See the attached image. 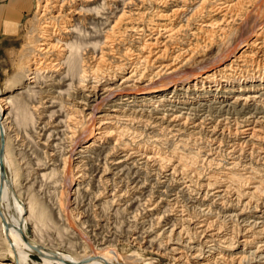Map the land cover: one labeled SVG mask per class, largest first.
Segmentation results:
<instances>
[{"label": "bare ground", "instance_id": "6f19581e", "mask_svg": "<svg viewBox=\"0 0 264 264\" xmlns=\"http://www.w3.org/2000/svg\"><path fill=\"white\" fill-rule=\"evenodd\" d=\"M28 1L30 0H19L18 2L26 6ZM98 1L100 3V0H71L69 2L65 0H36L33 3L35 13L32 19L25 24L27 28L23 45L19 50L16 71L7 83V96L0 99V103L3 101V104L6 102L4 105H7L5 111L0 108V264H31L34 256L39 257L42 264H152L149 259H145L141 254L135 252L127 256L119 257L118 254L116 256L114 243L100 241L101 243L96 244L93 241V245H91L92 243L89 242V244L87 240H84L82 237L84 233L82 234V232L80 234L81 240L83 238V242L81 241L83 243L81 247L82 253L65 255L66 253L59 252L58 244L54 245L50 242L46 231H55L60 245L62 244L63 236L67 234L72 235L74 238L78 237L70 229L79 228L77 226L79 223L77 222H80L78 220L82 216L80 215L81 213L79 214L80 216L74 213L75 211L77 212L76 207L79 206H77L75 197L83 190L81 186L86 182L87 166L84 161L90 160L95 150H98V154H96L97 161L98 159L100 160L101 156L103 157L101 158L102 165L98 167L101 169L98 173L99 176L96 175L98 178H96L95 182L92 181L98 185L99 190L92 196V202H95L99 200L100 196L107 195L105 193L106 188L105 190L103 189L104 185L110 182L113 183V180L107 179L106 175L115 169L120 174L125 169V171H128V162L134 156H131V153L128 154L129 151L125 148L123 142V130L126 126L119 122L120 116L124 113L121 111L122 107L129 108L132 106L131 104H143L145 107V105L149 104L155 108L157 103L159 106L160 103L165 101L164 97L168 94L174 98L179 95H189L193 103L205 100L217 101L219 105H222L219 109H225L226 111L229 108L240 107L243 111L247 110L250 114L249 118L242 120L243 122L240 121L245 124L243 126L231 120L234 122L233 126H235L233 132L243 135L245 138L243 144L246 146L248 143L250 145L249 148H239L241 143L239 145L233 144V149L231 152L229 151L230 157L233 158L230 159L233 161L230 163V167L225 169L224 173H219V177L210 175L205 180V184L201 185L205 189L213 191L212 199L218 202V207L221 208L222 212H226L227 208L230 209L229 204L234 203L233 206L238 210L235 211V208H232L233 210L229 212V215L224 217L235 219L236 223L239 220L241 222L249 220V229L251 230L248 231V228H246L247 230L243 228L241 233L238 228L237 231L232 229V236L227 237V234L221 232L223 229L221 230L222 227L219 228V224L215 229L216 222L208 221L206 218V216L209 217V213L213 210L211 207L214 208L215 205L211 201L210 205L207 204L206 208H203V210L205 209L204 211L201 209L203 214L198 215L204 217V221H201L203 225L200 226L199 223V226L195 227L196 223L193 224L189 218L188 220L184 218L187 227H183L184 224L180 226L172 224L170 227L163 228L164 230L160 234L158 233L157 237H162L164 243L158 244L156 253L164 251L173 256L177 255L178 257L175 260L173 258V263L180 261L182 262L181 264H191L188 260L194 261L192 264H220L221 261L217 263V260L213 258L215 254L220 260L223 259L222 261L225 264H264V237L260 238V235L264 233V209L261 210L264 207V179H261L260 176L264 175V0H154L155 4H153L163 8V10H159L154 15L156 18L154 24L152 22L151 25L153 28H149L148 39L135 46L133 51L128 49L125 53L122 52L124 53V55H121L123 60L118 58L119 62L115 63H112V61L108 63L106 60V57L111 52V46L123 44L124 34L127 31L136 33L135 31L138 29L137 23L139 24V21L144 18L145 13L140 12L142 11L141 6L138 8L140 4L138 6L134 4L137 9L135 11L132 7L129 8L128 4L131 0H128V4L122 3L120 13L118 12L119 15L116 17L114 14V11L117 10L114 5L115 0H102L100 4H98ZM135 1L144 3L146 0ZM169 5L170 7L168 8ZM66 6L67 8L65 9ZM187 13L189 14L185 17L186 21L183 20L185 25L180 24L179 26L177 23L182 22V18ZM22 15L21 13L16 22L10 27L12 30L18 27ZM114 17H116L114 23L108 29L110 20ZM194 21L196 23L193 24L192 22ZM147 28L145 29L146 31ZM184 29L189 34H187L188 36L185 34L184 36L187 37H184V40L186 41H179L181 44L178 43V45L174 42L177 41L174 40V37L185 32ZM217 29L218 32H215ZM139 31L142 34L141 32L143 31ZM141 37L139 36V38ZM213 47H216L214 57L211 61L206 60L210 66L203 64V66L200 65L201 67L193 68L192 72L190 71L191 75H180L186 67H190L194 63L197 54H201L199 51ZM117 50L119 51V49ZM118 51L115 50L111 55H117L116 52ZM85 55H88V58L84 59ZM112 58L115 59L114 56ZM200 71L203 72L200 74ZM118 77H120V82L116 84L115 81ZM169 83H173V85L169 86ZM52 90H55V92ZM136 91L138 92L136 95L131 94ZM117 92H123V95L114 96ZM50 93L55 94L57 98L47 99L48 95L46 94ZM112 95L117 99L111 103L112 100L110 98ZM63 99L65 100L66 108L63 107L61 102ZM108 101L110 104H114L108 108H113L114 110H105L102 115L96 117V106H108L109 103L106 105ZM46 104L50 105L46 107ZM167 104L169 105V103ZM39 108L42 111H39ZM56 108L57 110H54ZM170 108L173 109L172 107ZM87 111L89 112L86 113ZM173 111L172 121L175 122L182 119L187 122L191 115V113L189 116H184L180 113L176 115V110ZM194 111L197 112L196 109ZM258 111L260 112L257 113ZM46 112H49L47 113L48 123H55V128L47 136L46 128L48 124L41 123L42 119L43 121L46 119ZM261 112L263 113V119L256 117ZM135 115L137 116V114ZM9 118H13L15 125L19 126L25 136L30 133V136L37 140V142H34L29 137L33 147L31 154L34 156L32 160L23 165L18 164L14 156L15 151L8 144L9 136L7 137L6 130ZM228 120V118L221 121L218 120L216 127L213 130L211 129L212 134H214L216 129L224 127V125L229 126L230 121ZM218 122L220 123L218 124ZM54 136L58 137V139L55 138L56 141H52L50 144L49 142ZM84 140L88 141L87 144L79 146ZM109 140L114 141L111 147H106L105 150L99 147V145H103ZM253 140L256 143H252ZM119 147L122 148L119 152L123 154L111 159V152L117 151ZM156 155L157 153L154 155L152 152L150 154L147 153L145 158L146 160L154 161V163L165 164L163 169L167 174L165 175L166 177L172 178L177 171H180L182 177L184 175H190L191 177L192 175L194 178L198 174V170H200L193 168V165L196 164L195 162H188L187 164V160L183 157L166 159ZM213 155V153L205 155L204 162L210 167L213 165H216L214 167H220L219 160L217 161ZM243 158L246 160L248 158V161L242 162ZM133 163L135 164V161ZM136 166H133V168ZM234 171H241L242 174H234ZM123 175L126 174L123 173ZM114 176L119 178V173L118 176L113 174ZM22 177L25 178L24 183L20 182ZM183 179L181 178L179 181ZM91 180L92 178L89 179V181ZM121 181L118 182L121 183ZM46 182H53V185L61 182L62 194H60L62 198L60 200L62 201H57L59 207L55 209L56 211L52 210L54 206L50 208L46 205V198H44L42 193V190L46 187ZM234 182L235 184L233 185ZM91 183H89L90 187H92ZM94 187L96 188L97 186ZM166 187L168 188V186ZM123 188L125 189V185ZM72 191L73 194H71ZM115 191L112 190L113 194L109 193L110 199L108 196H103L106 200L102 204L100 203L101 207L99 208H107L106 210H111L114 216H119L127 208H115L116 201H118L116 199L121 196H116L114 194ZM180 194L182 196L186 195L182 192ZM198 194L200 195L201 193ZM71 197H74V202L71 204L75 205L72 209L69 208ZM207 197H210L207 196V193L201 196L203 199H199L200 206L201 201L204 202ZM123 198L126 199V196ZM136 200L138 201L137 198ZM161 200L164 201L163 199ZM173 202L168 203L173 204ZM192 202L194 203L193 200ZM213 202L215 203V201ZM261 205L263 206L262 208ZM224 206L227 208L225 209ZM138 207L140 206L138 205ZM84 208L87 209L86 207ZM114 208L116 209L115 211ZM180 208L182 209V207ZM179 209L177 210L179 211ZM248 209L252 210V215L246 218L245 210ZM83 212L85 213V211ZM185 215H188V213ZM56 217L60 221L65 220L70 228L68 225L59 224ZM155 219L157 224L163 222V218L160 216ZM183 221L181 220L180 222ZM170 222L172 223V221ZM28 224L33 229V236L30 235L31 237L27 233ZM189 225L193 227L190 228L188 227ZM235 225L234 223L232 224V226ZM255 230L257 231L254 232ZM83 232H85L84 228ZM138 237L141 238L140 236Z\"/></svg>", "mask_w": 264, "mask_h": 264}, {"label": "rangeland", "instance_id": "374dc122", "mask_svg": "<svg viewBox=\"0 0 264 264\" xmlns=\"http://www.w3.org/2000/svg\"><path fill=\"white\" fill-rule=\"evenodd\" d=\"M18 1L19 0H0V99H1V97H6L7 96V90H8L7 89V83L11 80V78L13 77V75H14V73L16 71L15 68L17 67V61H18V57H19V50L21 49V47L23 45V42H24V34H25L26 28H27V27H25V24H26L27 21H29V20L32 19L33 15L35 13V8H33L35 6H34L33 3L36 2V0H30V1H28V3L25 2L26 3V6L23 5V3L21 4ZM65 1L69 2L71 0H65ZM101 1L102 0H100V3H101ZM116 1H118V2H116ZM121 1L115 0L114 1L115 3L113 2L114 5H115V7H117V10L114 11V14L116 15V17L120 13V10L122 8L121 6L123 4H125V3L128 4L127 2H129L128 0L127 1L121 0ZM147 1L148 0L145 1L146 3L144 2L145 4L142 1H141L142 3L141 2L139 3V2H137L135 0H131L129 2V4H128L129 5L128 6L129 8L132 7V9L135 11L137 9L135 8L134 4H137V6L140 4L139 7H138V8H140V6L142 7L141 8L142 11H140V12L145 13L144 18H143L145 20L144 21H143V19L140 20L141 23L143 22L142 25H141L140 21H139V24L140 25L137 23L138 29L141 30V31H143V32H141L142 34H140V31L138 29H137V31H135L136 33H134V31L133 32L132 31H127V33L124 34V41L125 42L123 41V44H121L120 46L119 45H112L111 46L112 47V48H110L111 52H110V54H108L109 56L106 57V60H107L108 63H110L109 61H112V63L113 62L115 63V62H119V59H122L123 60V56H121V55H124V53L126 52V50H128V49L130 50L131 49L133 51L134 48H135V46H138L139 44L143 43V41H145V40L148 39L149 30L151 28H153L151 26L152 25V22L154 24V21H155V18H156V17H154V15L157 12H159V10H163V8H160L157 5H154L155 4L154 3V0H149L148 2ZM100 3L98 1V4H100ZM132 4H133V6H132ZM29 5H32V6H29ZM169 7H170V5L168 6V8ZM66 8H67V6L65 7V9ZM148 10H149V12H148ZM21 13L23 15L21 16V18L19 20L18 27H15L12 30L10 27L16 22V19L18 18V16ZM188 14L189 13H187V14L184 15V17L182 18V22L177 23L179 26H180V24L181 25H185L184 24L185 21H186L185 20V17H187ZM116 17H114L113 19L110 20V23H109V25L107 27L108 29L112 26V24L114 23V20H115ZM183 20H185V21H183ZM99 23H100V21H99ZM192 23L194 24L196 22L194 21ZM140 28H144V29H140ZM146 28H147V31L145 30ZM184 31L186 33L183 32V33L177 34V36L174 37V40H177L178 41V42L177 41H174V42H176L177 44L178 43L181 44L180 42L186 41V40H184V37L186 38L188 36L187 34H189V33H187L186 29H184ZM215 32H218V29L215 30ZM132 34H135V35H132ZM185 34L187 36H184ZM127 35H128V37H127ZM138 35L140 37L142 36L143 38L142 37L139 38ZM125 37L127 38L126 40H125ZM123 48H125V49L123 50ZM117 49H119V51ZM120 49H121V51H120ZM115 50L118 51V52H116L117 55H113L114 58H115V59H113L112 58L113 56L111 54H113L115 52ZM204 51H206V52H204ZM122 52H124V53H122ZM199 52L203 55V57H201L202 55L198 53L197 54V57L195 58L194 63H192L190 65V67L189 66L186 67L185 70L180 73L181 76H185L187 74L188 75L189 74L191 75V72H192L191 70L193 68L201 67V66H203V64L204 65L206 64V65L210 66L208 61H211V59L214 57V54L216 53V47H213L211 49L209 48V49H206V50H203L202 49ZM87 56L88 55H85L84 56V59L85 58H88ZM204 58H207V59L204 60ZM197 59L200 60V61H198ZM113 60H115V61H113ZM206 60H208V61H206ZM200 70H202V69H200ZM202 72L203 71H200V74ZM119 78L120 77H118L116 79V81H115L116 84H117V82L118 83L120 82V79ZM170 85L172 86L173 83H171V84L169 83V86ZM52 91L55 92V90H52ZM117 93H115L116 95H114V96L123 95V92L122 93L121 92L120 93L117 92ZM137 93L138 92L136 91V92H132L131 94H135L136 95ZM46 95H48L47 96V99L48 98H53V99L54 98H57V96H55V94H53V93L46 94ZM114 96L112 95L111 98H110V100H112L111 103L114 102L115 99H117ZM164 99H165V101H163L164 103L163 102L160 103L161 105L159 104V106H158V103H157L155 105V108H154V106L152 107V105H149V104L146 103L147 105H145V107L143 106V104H138V105L137 104L136 105L135 104L134 105L131 104L133 107L132 106H130L129 108L128 107H126V108L125 107H122V110H121L124 113L122 114V116H120V121L119 120L118 121L120 122V124L121 123L124 124L123 126H126V128L123 130V136H124L123 142H124L125 148L128 149V151H129L128 154L131 153L132 154L131 156H133V155L134 156L132 157V160L131 161L130 160H129V162L127 161L129 163V164L127 163L128 166H129V168L127 167L129 169V170L127 169L128 171H125L126 170L125 169L124 170L125 172L124 171L121 172L122 175L120 174V172H118L117 169H115L113 171H110L108 173V175H106V178L107 179H110V180H113V183L110 182L107 185H104V187L102 185L101 186L103 187L104 190L106 188L105 193L107 195L104 194L105 195V196L103 195L104 197H107L108 196V198L110 199L109 193L111 192L113 194L112 190L113 191H115V190L117 191V192L115 191V193H114L116 196L117 195H121L119 197L121 199H119V198L116 199L115 198L116 200H118V201H116L118 204L117 203L115 204V208L116 209H117V207H121L122 209H124V208L125 209L126 208L127 209L129 208V209L128 210L126 209L125 210L126 212L125 211L122 212L121 215H119V216H114L112 214L111 210L109 211V210H106L107 208H104V209L103 208H99V207H101L100 205L102 204V202H104L106 200V199H104L103 196H100L98 201H95V202L93 201L92 202V196L98 190V185L95 184V183H93V182H95L96 178H98L96 175H98L99 171H101V169L98 168V167H100V165H102L101 158H103L101 156L100 160L98 159V161H97L96 154H98V150L97 151L95 150L94 153H93L95 155H93V154L91 155V158H93V159L90 158V160H88V161L85 160L84 161V164H86V166H87L86 167V179H85L86 182L84 181L85 183H83L82 186H81L83 188V190H82L83 192L81 191L80 194L76 195V197H75V199H76L75 201L77 203V206L78 205L79 206L76 207L77 212L75 211L74 214L79 215L81 213L80 215H82L83 218L81 216L80 217V220H78L80 222H77V223H79V224H77V226L79 228L78 229L77 228L76 229L75 228H71L70 231L72 230L74 232V234L76 235V237L77 236L78 237L77 238H74L72 235L67 234L69 236H67V235L66 236H63L64 238L62 239V244L60 245V242L58 241V238L56 236V232L55 231H49V230L46 231V234H47L50 242H52L54 245L55 244L56 245L57 244L59 245V246L57 245V248H58L59 252H61L63 254L66 253L65 255H71V254L74 255L76 253L77 254L78 253L81 254L82 253L81 252V250H82L81 247L83 246V243L82 242H83V238H84V240H87L88 243L89 242L92 243L91 245H93V241L96 244L97 243H101V242H106V243L107 242H110L111 244L114 243L113 246L115 248V254H116V256L118 254L119 257L127 256V255H130L131 253L135 252V253L141 254V256L143 258L149 259L152 264H181L182 263L180 261L179 262L177 261V262H174L173 263V261L175 260V258L178 257L177 255H174L173 256V255H170V254H168V253H166L164 251H161L159 253H156L157 252V248L159 246L158 244L159 243H164V240H162V237H157V234L158 233L160 234V232H162V230H164L167 227H170L172 224L177 225V226H180V225H183L184 224L183 227H187V223L185 222V219L188 220V218L191 220V223L192 222H193V224L196 223L195 227H198L199 225L201 226V225H203V222H201V221L204 219L203 216H198L199 214L200 215L203 214L201 212V209H202V211H204L205 209L203 210V208H206L207 204L210 205L211 204V201H212L213 204H215L218 207V202L216 200L212 199L213 191L211 189H205V187L203 185L205 184V180H207L208 177H210V175L211 176H214V177H217L219 173L220 174L221 173H224L225 169H227L228 167H230V163L233 162L230 159H233V158L230 157L231 154L229 155V151L231 152V150L233 149V144L234 145H236V144L239 145L241 143L242 145L240 144L241 147H239V148H242V147L244 149H246V148L248 149L249 148L250 145H248V143L246 144V146H245V144H243V142L245 140L244 136L241 135V134H239V133L233 132L235 126H233L234 125V122H232V121H236V122H238L240 124V126L241 125L243 126L245 124L244 123H241V122H243L242 120H245V119L249 118L250 117V114L247 112V110L246 111H243L240 107L239 108H229L230 110L228 109L226 111H225V109H219V107L222 106V105H219V103H217V101L214 102V101H207V100H205V101L194 102L193 103V102H191V99H190V96L189 95L188 96L187 95L186 96L179 95L178 97L174 98V97L170 96V94H168L166 97H164ZM61 102L63 104V107L66 108L65 103H64L65 100L63 99ZM108 103H109V101L106 103V105ZM120 103H119V105L121 106ZM167 103H169V105ZM4 104H6V102H4ZM4 104H3V101H2L0 103V108H3L4 111H5V108H6L7 105H4ZM263 104H264V102H263ZM49 105L50 104H46V107H48ZM111 105H114V104H110L109 103L108 106H102V107L96 106V111H95L96 117L102 115V112H104L105 110H108L109 109L108 107L111 106ZM183 105H186V106H183ZM214 105L215 106L218 105V106L215 107ZM156 106H158V107H156ZM167 106H168V108H167ZM170 107H172L173 109H171ZM206 107L209 108V109H207ZM197 108H198V110H197ZM112 109H109V110L111 111ZM115 109H118V108H115ZM195 109H196V111L198 113L194 111ZM54 110H57V108L54 109ZM89 110H91V109H89ZM124 110L127 111V112H125ZM173 110H176L177 111V112L175 111V114L176 115L178 113H180V114H183L184 116H189V114L191 113V115L189 116V120L187 122H185V119H182V120L176 121V122L175 121H172V116H173L172 114L174 113ZM39 111H42V109L39 108ZM88 112L89 111H87L86 113H88ZM131 112H133V113H131ZM141 112H144V113H141ZM219 112H221V113H219ZM259 112L260 111H258L257 113H259ZM262 112L259 115H257L256 117L257 118H262V116L264 115L263 114L264 112L263 113ZM47 113H49V112H46V119H44V121L42 119V121H41L42 124L43 123H46V125L48 124V126L46 128V136L48 135V133L50 131L53 130V128H55V123H50V124L48 123V120H47L48 119L47 118L48 117L47 116L48 114ZM109 114H112V113H109ZM124 114H126V115H124ZM135 114H137V116ZM241 115H243V116H241ZM162 117H163V119H162ZM225 117L229 119L228 121H230L229 122L230 125L229 126L224 125V127H220L219 129H216V131L214 132V134H212L211 131L213 130V128L216 127L217 121L218 120L221 121L223 119H226ZM236 117H237V119H236ZM9 119L7 120V130H6L7 137L9 136L8 137V142H9L8 144H10L11 147L14 149V151H15L14 156L16 157L18 164L23 165V164L27 163L29 160H32L33 159V156L34 155L31 154V152L33 151V147L31 145V142H30L29 139L32 138L31 140L33 141L35 138L33 136H30V133L29 132H28L29 135L28 136H25L24 132L19 128V126L15 125L16 123H15L14 120H12L13 118H9ZM171 122H174V123H171ZM231 122H232V124H231ZM219 123L220 122H218V124ZM228 127H229V129H228ZM223 129H224V131H222ZM124 131H126V132L124 133ZM222 133H223V135H221ZM235 134H236V137H235ZM29 137H31V138H29ZM55 138H56V136H54L49 143L51 144L52 141L55 142L56 139H58V137L56 139ZM35 141L37 142V140H34V142ZM87 142H88L87 140H84L83 142H81V144L79 146H84V145L87 144ZM251 142H249V143L251 144ZM15 143H17V144H15ZM41 143H42V141H41ZM113 143H114V141L109 140L106 143H104L103 145H99V147H101L102 149L105 150L106 147H109V146L111 147V145ZM252 143H256V141L253 140ZM121 147H119L117 149V151H114V152L112 151L111 152V154H112L111 159L117 158V157H119V156H121L123 154V153L121 154V152H119V151H121L120 149H122ZM137 147H139V148H137ZM98 149H100V148H98ZM149 152L150 153L152 152L153 155L157 153L156 156L159 155V157H163V158H166V159H170V158H174V157L175 158H177V157H183V158H185L187 160L186 161L187 164H188V162L189 163L190 162H195L196 164L193 165V168H195L196 170H198V169H200V170H198V174L194 178H193L192 175H191V177H190V175H188V176L184 175L182 177L180 171H177V173H175L172 176V178L166 177L165 175H167V174H166V172H164V169H163L165 167V164H160V163H157V162L154 163V161H152V160H146L145 155H147V153L150 154ZM209 153H213L214 154L213 157L214 158L216 157V160L217 161L219 160L218 162L220 164V167H214L216 165H213V166L210 167V166H208L206 164V162H204L205 155H207ZM19 154H21V155H19ZM138 154H142V155H138ZM174 155H176V156H174ZM141 158H142V160H140ZM195 158H196L197 161L195 160ZM95 160H96V163H95ZM242 160H243L242 162H245V161H248V158H247V160L244 159V158ZM89 161H90V163H89ZM133 161H135V164L133 163ZM93 162H94V164H93ZM132 165L133 166H136L137 165V166L135 168H133ZM23 168H24V166H23ZM132 168H133V170H132ZM130 170H132V171H130ZM116 171L119 173V176H118V173ZM112 172H114V173H112ZM123 173L126 174V175H123ZM239 173L242 174L241 171H238V172L237 171H234V174H239ZM73 174H75V172H73ZM113 174H117V176L119 178H117L116 176H114V177H116V178H114L113 177ZM127 174H129V175H127ZM220 174H219V176H220ZM262 175H260L261 176V179H264V175L263 176ZM90 177L92 178L91 181H89V179H91ZM121 178H123V179H121ZM181 178H184V179L181 180V181H179V179H181ZM189 178H191L192 181ZM24 179L25 178L22 177L21 180H20V182H23ZM170 180H171V182H170ZM118 181H121V183L118 182ZM133 181H134V183H133ZM168 181H169V183H168ZM184 181L185 182L187 181V182L185 183ZM87 182H89V183L92 182L91 183L92 184L91 185L92 187H90L89 186L90 184L87 183ZM49 183L50 182H46V187H45V189H43L44 192L42 190V193L44 194V198H46V205L48 207H50V208L52 206H54L55 208L52 207L53 208L52 210L53 211H56L55 209L59 207L58 202L59 201L60 202L62 201V200H60L62 198L61 197V194H62L61 187H62V185H61V182H59L57 184H54V185H53V182H51L50 184ZM161 183L164 185V187H162L163 185ZM93 184H94V186H97V187L95 188L93 186ZM201 184H203V185H201ZM234 184H235V182L233 183V185ZM124 185H125V189L126 190L123 188ZM134 185H136V186H134ZM133 186H134V188H133ZM166 186H168V188ZM85 187H87V188H85ZM115 188L119 189L120 191L117 190V189H115ZM137 188H139V189H137ZM188 188H190V189H188ZM85 189H87V190L85 191ZM92 190H93V193H92ZM134 190H135V192H134ZM206 190H208V191H206ZM86 192H87V194H86ZM181 192L183 194H186V195H183L182 196V194H180ZM184 192H188V193H184ZM205 192L207 193V196H210L209 197L210 199L207 197V199H205V201H204L205 203L201 201V206H200L199 205L200 204V200L203 199V198H201V196L204 195V194H206ZM198 193H201L202 195L200 194L201 195L200 196ZM71 194H73V191H72ZM85 194H86V196H85ZM123 194L126 196V199L123 198V197H125ZM133 194L136 196V198L138 199V201L136 200V198H135V196ZM89 196H90L91 200H90ZM177 196H179V197H177ZM191 196H193V197H191ZM85 197H86V199H85ZM144 197H146V198H144ZM165 197L166 198L168 197V198L166 199ZM73 198L74 197H71L70 202H69V208L70 209H72L73 207H75V205H72L73 202H74L73 201ZM188 198H190V199L193 198L192 200L194 201L195 204L192 202V200H190ZM161 199H163L164 201H162ZM119 200H121L122 203ZM206 200H207V202H206ZM123 201H125V202L123 203ZM165 201L167 202V204H166ZM172 201H174L173 204L172 203H168V202H172ZM213 201H215V203ZM157 202L160 203V204H158ZM175 203H177V205L174 206ZM203 203H204V205H203L204 207L202 206ZM178 204H179V206H178ZM94 205H95V207H94ZM126 205H127V207H126ZM138 205L140 207H138ZM215 205H214V208L216 207ZM233 205H234V203L229 204L230 209L224 206L225 209L227 208L226 209V212H222L221 208H219V207L218 208L216 207L215 209L213 207H211L214 211L211 210L212 212H210L208 216L209 217L212 216V217L209 218V217L206 216V218H207L208 221L212 220V221H215L216 222L217 225H215V229H216V227H218V224H219V226H220L219 228L222 227L221 230L223 229V231H221V232L224 233V234H227V237L230 236V235L232 236V232H231L232 229L237 231V228H238V230L240 232L243 231V228H244V230L246 228H248V231L251 230V229H249L250 228L249 227L250 223L248 222L249 220H246V222H241V220H239L236 223L235 219L226 218L229 215V212H231L233 210L232 208H235ZM96 206H97L98 209L96 208ZM194 206L196 207V210H195V207ZM231 206H233V207H231ZM84 207H86L87 209H85ZM172 207H174V208L172 209ZM180 207H182V209ZM262 207L263 206L261 205V208ZM115 208H114V211L116 210ZM154 208H156V209H154ZM261 208H259V209H261ZM150 209H152V210H150ZM177 209H179V211ZM263 209H264V207L261 210H263ZM147 210H148V212H147ZM236 210H238V209L235 208V211ZM82 211H85V213L84 212L82 213ZM180 211H183V212H181L182 214L180 213ZM162 212H164V213H162ZM178 212H179V214H178ZM194 212L195 213H198V214H195ZM187 213H188V215H185ZM217 213H219V214H217ZM151 214H153V215H151ZM163 214L164 215L166 214V215L164 216ZM258 214H260V213L258 212ZM251 215H252V210L251 209L245 210V216H246V218L249 217V216H251ZM139 216H140V218H139ZM159 216L163 218V220H162L163 222H165V221L166 222L165 223L162 222L161 224H157V221H156L155 218L156 217H159ZM192 216L195 217V218L193 219ZM224 216H226V217H224ZM164 217H165V219H164ZM57 219L58 218L56 217V220ZM174 219H175V222H174ZM183 219H184V221H183ZM83 220H85V221H83ZM178 220H179V222L181 220L183 222H180L181 223L180 224L178 222ZM226 220H228V221H226ZM57 221H58L59 224H64L66 226L68 225V227H69V224H67V222L65 220L64 221H60L58 219ZM170 221H172V223ZM232 221H233L234 225L236 224L235 225L236 227L235 226H232V224H233ZM82 222L83 223L85 222V223L83 224ZM91 224H92V226H90ZM164 224H166V225H164ZM81 226H82V228H81ZM94 226H96V227H94ZM230 226H232V227H230ZM188 227L192 228L193 226H190L189 225ZM83 228H84V231L85 232H83ZM256 231L257 230H255L254 232H256ZM81 232H82V234L83 233L85 234L87 232L85 235L83 234L82 240L80 238L81 237V235H80ZM148 232L150 233V235H149ZM228 232H230V233H228ZM27 233H28V236H30V235L33 236V229H32V226L30 224L27 225ZM85 236H87V237H85ZM138 236H140L142 239L139 238ZM148 236L150 237V239H149ZM260 236H259L260 238H263L264 237V233L261 234ZM96 240H98V241H96ZM157 241H158V243H157ZM74 242L77 243V244H75ZM67 244H69L70 246H73V247H70ZM151 246H153V247H151ZM70 248H71V250H70ZM72 250H73V252H71ZM67 252H71V253H67ZM219 256H221V255H219ZM217 257H218L217 254H215L214 257H213V258H215L217 260V263H220V261H221L222 264H225V262L222 261L223 259L220 260ZM173 258H174V260H173ZM188 262L192 264L194 261L188 260ZM31 264H42V262L39 259V257L34 256V257H32Z\"/></svg>", "mask_w": 264, "mask_h": 264}, {"label": "water", "instance_id": "95a60500", "mask_svg": "<svg viewBox=\"0 0 264 264\" xmlns=\"http://www.w3.org/2000/svg\"><path fill=\"white\" fill-rule=\"evenodd\" d=\"M2 178H3V173H2Z\"/></svg>", "mask_w": 264, "mask_h": 264}]
</instances>
